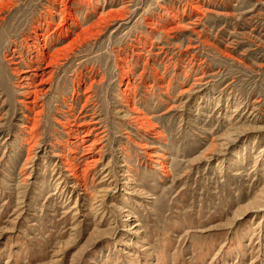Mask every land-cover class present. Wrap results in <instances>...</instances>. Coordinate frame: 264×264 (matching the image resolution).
Returning a JSON list of instances; mask_svg holds the SVG:
<instances>
[{
	"label": "rangeland",
	"instance_id": "374dc122",
	"mask_svg": "<svg viewBox=\"0 0 264 264\" xmlns=\"http://www.w3.org/2000/svg\"><path fill=\"white\" fill-rule=\"evenodd\" d=\"M2 1L0 264H264V0Z\"/></svg>",
	"mask_w": 264,
	"mask_h": 264
},
{
	"label": "bare ground",
	"instance_id": "6f19581e",
	"mask_svg": "<svg viewBox=\"0 0 264 264\" xmlns=\"http://www.w3.org/2000/svg\"><path fill=\"white\" fill-rule=\"evenodd\" d=\"M4 4L5 3L3 1L0 2V23L2 22L1 17H2L4 7H5ZM41 45H42V43H41ZM38 53H39V51H38ZM40 53H41L40 59L33 60L29 65L25 64V68L27 69V71L22 73L24 75V77L22 78V81L18 85L20 88H22V90H25L22 93L24 100H22L21 103L25 106V108L27 110H30V111L34 110L39 105V101H40L39 96H40V94L43 93L42 88H43V86H45L47 80L51 79V77L53 75L52 69H53V66L55 65V62L57 60V58H56L57 56L55 55V53L54 54H49V52L48 53L40 52ZM9 60L12 61L11 58ZM14 64H16V66L19 65V63H14ZM15 70H16V72H20L19 68L15 69ZM33 125L31 124L30 128H27V127L25 128L28 131V132L26 131V134L28 136H30L31 138H34L33 136H35L34 131H35L36 125L35 126H33ZM70 127H72V126H70ZM70 132L74 133L76 131H74V129L73 130L71 129ZM91 133L92 132L90 131L87 135H84L83 138H88L90 136L89 134H91ZM95 144H97V143L95 142ZM95 144H93V143L92 144H86V145L80 144V145H78L77 148H82L83 152L88 154V153H91L93 151ZM94 162H95V160H94ZM73 175H75V173Z\"/></svg>",
	"mask_w": 264,
	"mask_h": 264
}]
</instances>
